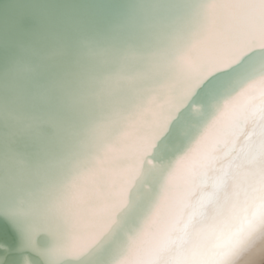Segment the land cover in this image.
<instances>
[{
    "label": "bare ground",
    "instance_id": "6f19581e",
    "mask_svg": "<svg viewBox=\"0 0 264 264\" xmlns=\"http://www.w3.org/2000/svg\"><path fill=\"white\" fill-rule=\"evenodd\" d=\"M263 47L264 0L1 3L0 213L20 249L83 264L152 172L109 264H192L264 210V62L163 171L147 158L206 77Z\"/></svg>",
    "mask_w": 264,
    "mask_h": 264
},
{
    "label": "water",
    "instance_id": "95a60500",
    "mask_svg": "<svg viewBox=\"0 0 264 264\" xmlns=\"http://www.w3.org/2000/svg\"><path fill=\"white\" fill-rule=\"evenodd\" d=\"M7 0H0V4ZM264 62V47L255 48L243 54L234 64L225 69L215 71L206 77L187 99L185 104L177 110L175 116L169 121L166 130L155 141L151 152L147 155L150 162L162 171L180 155L189 145L196 132L205 122L217 104L226 95L235 93L238 87L248 81L257 73L256 69ZM254 73V74H253ZM146 163H144L145 167ZM155 173L147 176L144 186H139L136 193L139 198L135 199L133 189L129 193L130 206L121 217V223L116 227L109 239L102 243L98 251H93L91 257L85 259L83 264H109L116 244L125 238V232L130 233L131 227L137 225L138 219L145 212L150 199L156 192L155 181L150 178ZM43 235L36 237V244L41 245ZM20 235L12 222L0 213V264H21L26 257L32 264H43L39 257L27 249H20ZM114 255V254H113ZM78 261L63 260L58 264H74Z\"/></svg>",
    "mask_w": 264,
    "mask_h": 264
},
{
    "label": "clouds",
    "instance_id": "9594fccd",
    "mask_svg": "<svg viewBox=\"0 0 264 264\" xmlns=\"http://www.w3.org/2000/svg\"><path fill=\"white\" fill-rule=\"evenodd\" d=\"M192 264H264V210H250L222 243L194 253Z\"/></svg>",
    "mask_w": 264,
    "mask_h": 264
}]
</instances>
